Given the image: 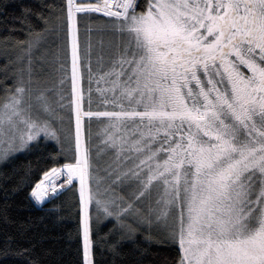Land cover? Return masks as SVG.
Wrapping results in <instances>:
<instances>
[{
    "label": "snow or ice",
    "instance_id": "snow-or-ice-1",
    "mask_svg": "<svg viewBox=\"0 0 264 264\" xmlns=\"http://www.w3.org/2000/svg\"><path fill=\"white\" fill-rule=\"evenodd\" d=\"M46 7L0 37L11 191L49 215L71 194L77 264H264V0ZM31 228L0 264H51Z\"/></svg>",
    "mask_w": 264,
    "mask_h": 264
},
{
    "label": "trees",
    "instance_id": "trees-1",
    "mask_svg": "<svg viewBox=\"0 0 264 264\" xmlns=\"http://www.w3.org/2000/svg\"><path fill=\"white\" fill-rule=\"evenodd\" d=\"M64 3V0H0V37L8 34V29H17L11 35L20 40L25 38L24 29L30 23L33 27L39 30L43 24L41 15L48 14V5H51L56 13L59 14V8ZM29 8L32 14L27 18V21L22 23L23 13L22 9ZM82 15V14H81ZM56 40L55 37L52 38ZM81 46L84 43L83 28L81 27ZM56 43H60L56 40ZM55 48V45H53ZM4 61L0 58V65ZM51 70V69H49ZM11 81H7L10 84ZM5 86L4 74L0 72V94ZM74 116V115H73ZM74 127V117H73ZM32 157H29L31 159ZM24 161L21 156L16 164L19 165ZM12 165L7 167L0 164V209L5 204L8 205V219L10 222L6 223L2 216H0V242L5 239L6 235H11L19 238V225L25 226L31 224L34 228L30 229V234L35 232V241H38V246L49 253L48 260L51 264H77L81 259L80 253L77 249L81 246L78 243L76 236L77 220L73 211L70 210L71 194L62 197L61 200L55 203L60 206V211L49 215L42 211L39 207H35L33 202L28 198L27 188H23L18 192L13 193L11 190L15 186L12 180H5L6 173H11ZM7 190V196H6ZM69 201L68 205L62 201ZM52 208L53 205H48ZM24 246H28V241H23ZM151 251L157 253V256H149L148 260L159 261L162 257H169L175 255L174 249H169L163 246H153ZM99 259V257H98ZM107 261V254L104 257Z\"/></svg>",
    "mask_w": 264,
    "mask_h": 264
},
{
    "label": "rangeland",
    "instance_id": "rangeland-1",
    "mask_svg": "<svg viewBox=\"0 0 264 264\" xmlns=\"http://www.w3.org/2000/svg\"><path fill=\"white\" fill-rule=\"evenodd\" d=\"M74 115V114H73ZM74 117V116H73Z\"/></svg>",
    "mask_w": 264,
    "mask_h": 264
}]
</instances>
